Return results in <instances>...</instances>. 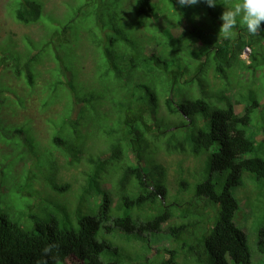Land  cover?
<instances>
[{
    "label": "trees",
    "instance_id": "trees-1",
    "mask_svg": "<svg viewBox=\"0 0 264 264\" xmlns=\"http://www.w3.org/2000/svg\"><path fill=\"white\" fill-rule=\"evenodd\" d=\"M65 1L68 13L61 17L46 9L44 0H8L4 4L15 22L36 24L41 33L38 39L24 35L23 50L16 49L10 36L0 45V186L5 168L10 166L22 174L12 178V189L6 191L15 187L19 197L35 201L43 197L48 207L43 217L33 218L29 228V215L11 212L12 206L10 212L0 208V264H74L68 262L69 257H74L76 264H146L145 259L151 264H250L247 233L235 221L240 208L236 191L247 182L263 197L260 204L249 203V209L254 222L262 214L256 227V250L264 264V127L251 124L261 103L252 94L245 97L239 89L229 96L226 88L232 84L231 73L241 71L235 68V61L242 62L240 53L245 46L251 50L245 61L248 66L254 67L257 57L263 62L264 52L256 44L264 50V21L262 31L254 34L243 25L233 28L238 29L237 35L233 29L228 34L220 31L219 18L225 8L233 9L241 0H216L211 8L204 3L180 8L176 0ZM199 14L201 19H196ZM140 27L145 30L142 38L135 35ZM151 44L154 49L148 51ZM179 46L187 50V61L176 52ZM76 47L84 48L86 54L96 52L98 58L93 54L92 62L103 59L106 78L112 70V77L121 73L125 81L114 85L95 76L91 86L83 82L86 93H81L65 63L73 58L70 52ZM9 63L12 69L6 67ZM8 74L18 79L22 76L24 91L29 87V94L36 87L33 84L61 86L62 98L56 102L64 107L70 100V115L75 112L69 116L73 126L81 115L84 119L89 107L100 106L113 118L116 106V121L108 119L111 126L105 125L101 132L106 140H112L109 145L103 140L108 152L101 153L103 148L93 156L92 145L99 140L88 143L85 139L83 143L82 135L78 140L55 136L59 149L50 151L52 175L34 177L28 168H21L26 156L13 157V144L7 143L10 134L1 128L15 104L4 102H24L7 82ZM210 74L221 82L219 87L225 86L211 94H190L189 86L200 84L206 79L203 75ZM232 98L241 104L240 110L235 109ZM20 110L15 109L14 116ZM93 126L90 120L83 130ZM13 134L21 140L25 132L15 128ZM161 152L191 154L205 164L200 168L205 177L192 184L189 203L167 201L169 165L159 157ZM30 161V166L42 164L38 154ZM80 161L86 168L78 173L82 181L76 186L77 201L70 204L65 193L71 185L60 173L77 167ZM115 163L116 171L112 169ZM40 182L43 190L36 187ZM189 212L195 217L190 226L185 222ZM174 216V223L163 230V224ZM188 227L198 237L197 243L184 235ZM158 233L184 243L186 251L165 249L166 256L148 258L150 246L160 248ZM49 244L57 247L45 254L43 249Z\"/></svg>",
    "mask_w": 264,
    "mask_h": 264
},
{
    "label": "rangeland",
    "instance_id": "rangeland-1",
    "mask_svg": "<svg viewBox=\"0 0 264 264\" xmlns=\"http://www.w3.org/2000/svg\"><path fill=\"white\" fill-rule=\"evenodd\" d=\"M7 1L8 0H0V45H3L4 41L7 40V36H10L17 45L16 49L23 50L24 49L23 42L21 40L23 36L27 34L32 36L34 39H38L39 38L38 35L41 33V31L40 28L36 26V24L25 25L23 23L15 22L10 17V15L8 14L7 10L4 7V4ZM44 4L46 9L52 11L58 17H61L64 13H68V9L64 7V3L62 2V0H44ZM225 9L230 10L228 8ZM200 16L201 14L197 15L196 19H201ZM173 24L175 26L179 25L177 21L173 22ZM241 25L242 24H240L239 22L237 23V26H241ZM182 29L184 30L185 28ZM143 31H145L144 28L140 27L138 31L135 33V35L138 38H142ZM233 32L234 34L237 35L238 29L236 28L233 29ZM79 46L80 45H78L77 47ZM77 47L76 49L74 48L72 50L73 52H70L73 58L71 60L66 61L65 63L68 66L71 73L73 74V76L75 77L74 82L76 84L77 89H80L81 93H86V90L81 87L83 86V82L91 86L90 83L92 82L93 77L95 76H98L101 79H103L104 83L106 82L114 85H117L118 82L123 83L125 81V79H121V73L116 78L112 77V74H115L112 70L109 71L110 74L108 78H106L103 75V73L105 72L107 65L103 61V59H99L97 63L92 62L93 59L92 55L97 53L94 51L95 53L92 54L90 50V52L86 54V50H84V48L81 47L77 48ZM256 47L260 51L264 52L263 47L259 43L256 44ZM153 49L154 46L152 45L148 49V51H153ZM176 52H178V55L180 57H184L186 61L188 60V56H185L187 52L185 48L179 46L176 49ZM249 54L251 55V53ZM69 57L70 56L65 57V59ZM97 58H98V54H97ZM259 58L260 57H257L256 61L258 63L254 67L248 66L245 60L239 59L242 62L235 61L237 63L235 65V68L237 69L238 67H240L241 71L237 69L238 73L234 71L231 73V77L229 80L232 82V84L227 86V92L230 96H232L233 90L239 89V91L245 93V97H248L249 95L252 94V96H254L256 99L260 101L261 104L257 106V108L252 114L251 124L255 125L256 128L264 127V94H263L264 60L261 63L259 62ZM6 67L11 68V64L9 63ZM32 67L35 70L34 66ZM122 71L125 74L126 72L125 66L122 67ZM7 76H9V74ZM76 76L78 79H76ZM7 79H8L7 82L10 83L9 85L15 88L16 92H18L19 95L22 96L20 98L24 99V102L20 103L23 104L24 106L18 104L17 101L18 99L16 100L7 99L4 102V104L6 105L15 103L13 106L14 110L15 109H21V110L17 112L16 116H14V110L12 113H6V117L4 118L6 119V121L1 125L3 132H5L6 134L8 133L10 134V138L7 139V143H9L10 145L13 144V154H12L13 157L18 158L19 156H21V154L26 156V159L24 161L26 165L24 163H21L20 165L21 168H28V173L33 174L34 177L41 176L42 178H45V176L52 175L51 173L52 171L49 168L50 161L52 162V156L50 154V151L59 149L58 148L59 145L53 140L55 136L67 137L68 139L78 140L79 139L78 136L82 135L81 140L83 143L85 142V139L88 140V143L94 142L95 140H99L98 144L92 145L91 150L94 151L93 156L97 157L96 154L99 153L100 150H102L103 148L104 149L101 153L108 152V150L105 148V143L103 142V140H105L107 142L106 144L108 145L112 140L109 141L106 140L101 132L103 131L104 129L103 127L105 125L110 124L108 119L110 121L113 120V122L116 121L117 116L119 115V109H117L116 106L114 107L113 110V118H110L109 115H106L104 112H102V107L100 106H97L96 109L89 107L88 111L84 113L85 116L84 119L82 118L81 115L78 121V125L73 126L72 120L70 119L69 116L74 115L75 112L71 113L70 115V100L68 99V101L64 104L65 105L64 107H62L63 105L62 103L60 104V102H56L57 98L58 101H60L62 98L63 89L61 86L52 85V84L43 85L42 83L39 85H37L38 83L35 85L33 84L32 87L36 86L34 87V90L32 92L35 93L36 95L35 94L33 95L32 93L31 94L28 93L29 87L27 92L24 91L26 89V86L23 82L24 78L22 76L21 79L20 78L18 79L15 76L11 75V77L9 76ZM238 81L240 85H237ZM211 83L214 86V88H212L209 79L202 78L200 84L195 82L194 84H191L189 86V92L194 96H196L195 94H197L198 92L200 93L205 92L208 94H211L212 92L215 93L221 82L220 81L218 82L216 79L211 78ZM93 85L95 86L97 84L93 83ZM251 85L253 86L252 89L250 88ZM224 86L225 83L223 87ZM25 101H26V107H25ZM223 102H226V100H224ZM44 103H46L47 105L44 106L43 105ZM51 104L53 105L47 108ZM39 106L41 108H39ZM160 108L161 109L163 108L162 104L160 105ZM235 108L236 110H240L241 104L236 103ZM59 111L60 113L58 114ZM165 118L166 117H163L164 120ZM90 120L94 122L93 128H91V130L84 131L83 130L84 125ZM101 120L103 121L101 122ZM15 128H21L22 131L25 132V135L21 138V140L16 135L14 136L13 130ZM94 132H96V134ZM36 154L39 155V159L42 164L36 165L34 164L35 163L34 162L33 163L34 165L30 166L32 165L30 158L32 156H36ZM105 156H107V153L103 155V157ZM159 157L161 159L163 158L164 162L167 165H169L168 175L166 180V186L168 188L167 201L176 199L179 203H185V204L189 203L193 198L192 192L194 188L192 187V184L194 186L195 182L198 180L199 177L200 180L205 177L206 172L205 171L202 172L203 169L200 170V168L204 167L205 164L204 163L202 164L199 159H197L195 156L193 157L191 154L173 153L167 155L161 152L159 154ZM148 161L151 162L152 160L150 159ZM85 168L86 165L82 161H80L77 167L70 168L69 170L61 169L60 175L64 180H67L71 185L70 189L65 193V197H68L67 199L69 200L70 204H75V202L77 201L74 196L77 189L76 186L78 185V181H82V177H80L78 173H80ZM112 169L114 171L118 170L119 169L118 165H116L115 163ZM20 174H22L21 171L12 169L10 166H7L5 168L3 185L1 184L0 186V189H2L1 192H3L0 193V208H4V207L8 208V211L10 212L12 206L13 210L11 212L15 210L17 212L19 211L20 213H25L26 215H29L30 219H29V223L27 224V228H29L30 226H32L33 218L43 217L48 205L45 203L47 199L43 197L37 201H35L32 197H27V198L19 197L20 195L18 191L15 190V187H13V190H10V192L6 191L8 187L12 189V187L9 186V183L12 182V178L13 177L15 178V176H20ZM116 176L117 174L113 176V179H115ZM180 179H186V181L188 182V186L186 188H185L186 184H182ZM17 180L18 178L15 179L14 182H16ZM36 187H40V189L43 190V185L41 182L40 184L36 185ZM236 195L240 201V208L235 214L236 224L247 233V241L251 253L250 264H260L262 260L259 261L260 257L256 250V227H258L259 219L262 218V214L259 215L257 219H255V222L254 220L252 221L253 216L249 209L250 206L249 203L253 205L260 204L263 197L255 194L254 187L250 182H247L243 186L239 187L236 191ZM60 199L63 200L64 196H60ZM259 210L260 209H258V212ZM187 214L188 216L186 215L185 222L190 226L191 223L194 221L195 217L190 212ZM175 218H177V216L172 217L169 221L163 224V230H165L170 224H173ZM253 228L255 229V234ZM187 229L188 230H185L184 235L186 237L191 236V240L197 243L198 237L196 235H193V231L189 229V227ZM163 235L164 234L161 233L157 234L156 238L158 243L160 244V248L159 250H157L155 245L150 246L149 250L147 251L148 258L150 259L155 258L157 260L160 256H166L165 249L177 250L178 248H183L186 251V247L184 243L182 245L180 241H174L173 237H169L167 236V234L166 236ZM139 253L141 254L140 250ZM124 254L128 256L129 252H126ZM182 255L184 256V254ZM73 258L74 257L72 258L69 257L68 262H74V264H76L77 260H74ZM179 259L185 261V259L181 255L179 256ZM130 262H134V260L130 259ZM144 262L146 264H151V261H146V259L144 260ZM183 263L190 264V261Z\"/></svg>",
    "mask_w": 264,
    "mask_h": 264
},
{
    "label": "clouds",
    "instance_id": "clouds-1",
    "mask_svg": "<svg viewBox=\"0 0 264 264\" xmlns=\"http://www.w3.org/2000/svg\"><path fill=\"white\" fill-rule=\"evenodd\" d=\"M199 3H204L208 7L211 8V7H215L216 0H176V4L180 8L191 7ZM219 19L222 21V24L220 26V31H223L225 34H228L234 27H236L238 22L242 24L244 27H246V30L249 33L254 34V33H257L258 31H262L260 26H261V22L264 21V0H241V3L237 4L233 9L224 11ZM177 31H180V30H177ZM245 48H249V47L245 46L242 49L240 53V58L248 62L250 54L246 56L243 55V50ZM249 51H250L249 53H251L250 48H249ZM203 76L206 79L209 78L210 79L209 82L212 85L211 83L212 75L210 76L203 75ZM219 86L217 90H219L221 87L223 88V86L221 87ZM212 88H214L213 85H212ZM197 94H199V92ZM231 100L235 106L233 98ZM180 181L182 182V184H186L187 182V181H184L183 179H180ZM192 195H193V192H192ZM55 247H57V245L49 244L44 247L43 252L47 254L51 252L52 249Z\"/></svg>",
    "mask_w": 264,
    "mask_h": 264
},
{
    "label": "built area",
    "instance_id": "built-area-1",
    "mask_svg": "<svg viewBox=\"0 0 264 264\" xmlns=\"http://www.w3.org/2000/svg\"><path fill=\"white\" fill-rule=\"evenodd\" d=\"M249 48H245L244 50H243V55L244 56H246V55H248L249 54Z\"/></svg>",
    "mask_w": 264,
    "mask_h": 264
},
{
    "label": "bare ground",
    "instance_id": "bare-ground-1",
    "mask_svg": "<svg viewBox=\"0 0 264 264\" xmlns=\"http://www.w3.org/2000/svg\"><path fill=\"white\" fill-rule=\"evenodd\" d=\"M99 201V200H98ZM175 252V251H174Z\"/></svg>",
    "mask_w": 264,
    "mask_h": 264
}]
</instances>
